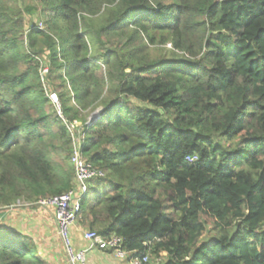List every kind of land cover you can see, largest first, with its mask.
I'll use <instances>...</instances> for the list:
<instances>
[{
  "label": "trees",
  "instance_id": "obj_1",
  "mask_svg": "<svg viewBox=\"0 0 264 264\" xmlns=\"http://www.w3.org/2000/svg\"><path fill=\"white\" fill-rule=\"evenodd\" d=\"M74 121L105 173L80 229L158 264H264V0H0V210L74 187ZM0 264L51 263L0 226Z\"/></svg>",
  "mask_w": 264,
  "mask_h": 264
},
{
  "label": "built area",
  "instance_id": "obj_2",
  "mask_svg": "<svg viewBox=\"0 0 264 264\" xmlns=\"http://www.w3.org/2000/svg\"><path fill=\"white\" fill-rule=\"evenodd\" d=\"M50 99L56 104L59 114L62 115L58 95L52 93L50 94ZM68 126L72 135L73 154L71 164L75 171L74 187L62 196L41 200L37 203L42 210L53 211L57 234L63 244L68 263L87 264L89 253L99 250L112 253L119 260L129 261L130 264H148L149 255H137V252L127 253L122 247L123 240L118 237L105 240L95 232L83 231L82 237L88 243L87 247L79 250L73 244L71 230L77 222L83 197L89 192L90 183L93 180L104 177L105 173L96 170L84 157L85 132L83 124L79 121H74Z\"/></svg>",
  "mask_w": 264,
  "mask_h": 264
},
{
  "label": "rangeland",
  "instance_id": "obj_3",
  "mask_svg": "<svg viewBox=\"0 0 264 264\" xmlns=\"http://www.w3.org/2000/svg\"><path fill=\"white\" fill-rule=\"evenodd\" d=\"M26 20V25H27V30H29L30 24L35 22L37 23V20H34L30 16L25 17ZM39 27L41 26L38 25ZM48 52L43 54L42 57H40L41 65H42V74L43 76L47 75L48 72ZM51 90L52 87H51ZM100 111V116H101V110ZM95 113V112H94ZM93 113V114H94ZM92 114V115H93ZM91 115V117H92ZM100 116L96 117L99 118ZM90 117V118H91ZM91 121V119H90ZM93 121H91L92 123ZM63 160V156L58 157V161L61 162ZM38 203V202H37ZM37 203H27V202H22L19 201L18 204L12 206L14 209H3L0 210V226L5 228V229H12L15 231H18L24 235L29 236L35 244L39 245L38 249L39 250H54L53 253L56 255H61L65 259V251L63 248V244L61 242V239L59 238L60 242H56L52 240L53 235L56 236L57 234L55 225H54V219H53V211L52 210H47L44 211L41 209V207ZM75 232L81 233L83 231H88V229L81 228L78 226V222L75 223ZM74 228L71 230V238L74 244ZM211 227L209 228V230ZM78 230V231H76ZM40 232H43L40 234ZM210 234L205 235V239L209 237ZM45 238H49L50 240V247L46 249V246L48 245L45 240ZM75 245V244H74ZM46 252H42L43 255ZM51 252V251H50ZM108 253V252H106ZM122 264H129L127 261L118 260ZM159 261L153 260L151 256L149 257V263L148 264H158Z\"/></svg>",
  "mask_w": 264,
  "mask_h": 264
},
{
  "label": "crops",
  "instance_id": "obj_4",
  "mask_svg": "<svg viewBox=\"0 0 264 264\" xmlns=\"http://www.w3.org/2000/svg\"><path fill=\"white\" fill-rule=\"evenodd\" d=\"M55 228H56V224L54 222ZM57 231V230H56ZM78 231V230H76ZM74 232H75V228H74ZM43 232H40V234H42ZM56 236L53 235L52 240L56 241V242H60L58 234H55ZM45 240L47 241L46 243L48 244L46 246V249H48L50 247V240L49 238H45ZM74 244L75 247L79 250L81 249H85L87 247V242H85L83 240L82 237V232L79 234L77 232L74 233ZM37 246H39L37 244ZM51 251V252H50ZM41 254L42 252H46V250H40ZM54 250H47V252L43 255L51 264H69L68 263V259L67 256L65 254V259L61 256V255H56L55 253H53ZM119 259L116 258L115 255H113L112 253H106V252H101L99 250L96 251H92L89 253L88 255V263L87 264H122L121 262L118 261ZM123 262V260H122Z\"/></svg>",
  "mask_w": 264,
  "mask_h": 264
},
{
  "label": "water",
  "instance_id": "obj_5",
  "mask_svg": "<svg viewBox=\"0 0 264 264\" xmlns=\"http://www.w3.org/2000/svg\"><path fill=\"white\" fill-rule=\"evenodd\" d=\"M101 113H102V112H101ZM98 116H100V111H96V112L92 115V117L90 118L91 121H94V120L96 119V117H98Z\"/></svg>",
  "mask_w": 264,
  "mask_h": 264
},
{
  "label": "clouds",
  "instance_id": "obj_6",
  "mask_svg": "<svg viewBox=\"0 0 264 264\" xmlns=\"http://www.w3.org/2000/svg\"><path fill=\"white\" fill-rule=\"evenodd\" d=\"M90 122H91V121H90ZM10 209H14V208L11 207ZM127 262L129 263V261H127ZM129 264H130V263H129Z\"/></svg>",
  "mask_w": 264,
  "mask_h": 264
}]
</instances>
